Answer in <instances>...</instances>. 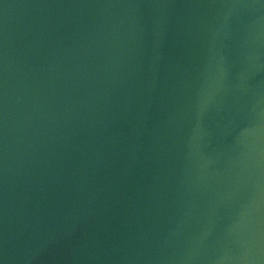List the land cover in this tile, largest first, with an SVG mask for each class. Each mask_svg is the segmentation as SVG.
<instances>
[{"label":"water","instance_id":"95a60500","mask_svg":"<svg viewBox=\"0 0 264 264\" xmlns=\"http://www.w3.org/2000/svg\"><path fill=\"white\" fill-rule=\"evenodd\" d=\"M0 264H264V0H0Z\"/></svg>","mask_w":264,"mask_h":264}]
</instances>
